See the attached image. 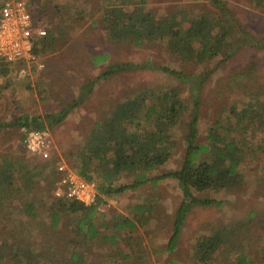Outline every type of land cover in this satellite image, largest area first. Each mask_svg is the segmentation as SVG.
Segmentation results:
<instances>
[{"label": "trees", "instance_id": "obj_1", "mask_svg": "<svg viewBox=\"0 0 264 264\" xmlns=\"http://www.w3.org/2000/svg\"><path fill=\"white\" fill-rule=\"evenodd\" d=\"M35 1L43 7L41 0H28L29 6L34 16L41 20L43 11H40ZM212 1L219 11L192 12L186 22L179 18V15L188 12L185 6L176 5L175 10L158 14L147 6L148 0L104 1L101 6L104 11L101 15L102 28L115 42L124 41L134 45L148 41L164 43L183 60L201 64L218 59L224 54L226 57L242 56L248 46H253L252 43L264 48V39L257 40L254 37L257 42L248 38L242 40L239 35L242 25L238 28L233 25L228 4L224 0ZM253 1L256 6L264 9V0ZM3 3L4 1L0 7ZM67 27L59 23L56 25L58 33L47 30V35L40 39L36 52L51 50L59 37L66 36L64 30ZM106 56H94L93 60L101 63L106 60ZM250 57L252 58L249 59ZM250 57L246 55V59L240 61L238 67H231L228 79L219 82L216 89L218 92H231L237 98L226 109L221 110L218 119L207 132V142L200 140L198 124L203 102L202 92L205 83L219 66L207 67L200 73H188L170 65H160L166 73L178 78L180 84L161 91L156 98L146 92H136L124 101H118L107 117H100L95 121L77 149L65 153L68 163L83 178L96 182L98 199L93 204H85L55 196L46 207L51 221L44 224L43 233H36L34 228L38 227L37 224L28 218L37 215L32 197L39 183L36 176L46 170L43 180L47 188H50L55 177L58 178L57 171L53 173V162L50 159L45 165H41L40 159L34 162L27 159L20 165V159L2 155L0 217L8 215L7 220L0 221L3 227V232L0 231V264H40V261L46 259V247L50 246L62 250V258L66 264H93L88 254L97 243L125 240L127 230L137 226V222L130 217L118 216L113 222L117 232L106 233L105 221L97 216L98 208L107 204L108 199L127 190L149 182L157 184L166 177L178 180L184 196L173 220V233L168 243L170 251L177 247L186 219L194 206L221 205L220 200L206 196L207 193H233L255 184L257 189H262L264 196V81L258 75L262 61L257 56ZM0 61V75L10 74L9 65L16 62ZM151 65L154 66L150 61L108 62L99 75L90 78L83 86L80 98L69 102L61 111L46 113L44 117L26 112L13 114L10 121L0 119V127H19L22 129L19 138L23 141V129L51 128L62 123L100 79ZM187 93L192 101V111H187L190 107ZM12 105L19 106V101L13 99ZM185 114H189L190 118L185 123L186 149L180 167L175 171L152 174L170 159L175 147L176 131L185 120ZM130 175L133 178L131 181H121ZM198 193H204V196H199ZM14 205L17 209H12ZM54 205L59 206L54 208ZM154 206L155 203H152L149 209ZM145 211V203L134 206L137 217L145 216ZM62 212L70 215L71 224L67 233L60 235L55 228L60 226ZM259 212H264V197L263 206L259 210L246 211L241 221L248 225H262L264 218L256 219ZM242 222L237 224L244 226ZM230 224L223 229L215 226L211 233L206 231L196 238L192 259L197 264H211L218 258L214 256L220 250L228 255L223 264H253L241 251L240 240L233 238V224ZM48 235L52 240L47 239ZM26 247L28 252L24 253ZM230 251L233 253L231 258ZM121 254L123 259H130L132 264H142L146 258L142 251Z\"/></svg>", "mask_w": 264, "mask_h": 264}, {"label": "rangeland", "instance_id": "obj_2", "mask_svg": "<svg viewBox=\"0 0 264 264\" xmlns=\"http://www.w3.org/2000/svg\"><path fill=\"white\" fill-rule=\"evenodd\" d=\"M3 1L5 0H0V5ZM104 1L113 0H41L43 7L35 1L40 11L41 9L43 11L40 20L42 25L49 32L58 33L56 25L62 23L68 26L64 30L67 34L59 37L51 50L40 51L38 62L10 63V74L0 75V119L6 122L17 113L26 112L44 117L46 113L61 111L69 102L80 98L83 86L90 78L99 75L108 62L150 61L154 65L100 79L94 89L69 112L62 123L50 128L56 142V149L50 160L53 162L54 174L59 162L63 160L68 163L65 153L77 149L95 121L100 117H107L118 101H124L136 92H146L152 98H156L155 96L161 91L180 84L178 78L166 73L159 67L160 65H170L188 73H200L207 67L219 66L205 83L202 92L203 102L200 106L198 122L202 142H207V132L218 119L221 110L226 109L237 98L234 93L216 90L220 81L228 79L231 67H238L240 61L246 59V55L257 56L262 61L258 75L264 81V48L258 44L252 43L254 47L248 46L242 56L226 57L224 54L218 59L201 64L183 60L171 52L164 43L148 41L145 44L134 45L124 41L115 42L102 28L101 15L104 11L101 6ZM224 2L231 10L233 25L237 28L242 25L239 31L242 40L264 39V9L256 6L253 0H224ZM176 5L187 8L188 12L179 15V18L185 22L192 12L219 11L212 0H148L147 3V6L158 14L173 11ZM244 29L248 31L244 32ZM254 37L256 39H253ZM104 54L107 55L105 61L94 62V56ZM41 64L43 65L40 66ZM186 97L190 105L187 111H192V101L188 93ZM13 99L19 101V106L12 105ZM189 118L190 115L185 114V120L178 126L175 147L170 159L166 164L156 168L152 174H163L180 167L186 149L185 123ZM21 131L19 127H0V158L2 155L18 158L20 165L27 159L32 162L40 159L41 165H45L47 160L29 152L23 146V141L19 138ZM254 164L256 165L255 162ZM257 167L259 168L258 164ZM45 174L46 170L45 173L41 172L36 176L39 183L32 197L37 215L28 218L29 221L37 224L38 227H35L34 231L38 234L43 233L44 224L51 221L46 207L55 199L54 186L57 178L55 177L50 188H47L43 180ZM132 179L130 175L122 178L121 181L128 182ZM261 191L262 189H257L255 184H251L233 193H207L206 196L220 200L221 205L194 206L186 219L177 247L170 251L168 243L173 233V220L184 197L178 180L166 177L157 184L150 182L143 184L108 199V203L102 204L97 213L99 219L105 221L106 233L117 232L113 222L118 216L130 217L137 222V226L127 230L125 240L118 239L116 243L112 241L97 243L88 255L93 264H132L130 259H123L121 254L130 251L134 254L139 251L145 253L146 258L142 264H197L192 259L193 243L196 238L203 232L211 233L215 226L223 229L231 223L233 238L239 239L242 243L241 251L253 261V264H264V224L249 223L248 225L241 221L246 211L259 210L263 206L264 196ZM198 195L204 196V193ZM140 203L147 204V211L143 213L145 216L137 217L134 206ZM152 203H155V206L150 210ZM58 206L54 205V208ZM12 209L17 208L14 205ZM262 214L264 215V212H259L256 219L264 218ZM7 215L8 213L1 215L0 221L7 220ZM70 218L69 214L61 213L60 226L55 228V231L59 232L56 233L60 235L67 233L71 224ZM238 222L240 224L242 222L244 226L237 224ZM0 231L3 232L1 223ZM103 236L102 234L101 237ZM47 239L52 240L50 235ZM92 245L94 246L93 243ZM232 251L229 252L230 258L233 255ZM23 252L27 253L28 247ZM45 253L46 259L40 261V264H66L62 258V250L58 247H46ZM226 256H228L226 252L218 251V255L214 256L218 258H215L211 264H223Z\"/></svg>", "mask_w": 264, "mask_h": 264}, {"label": "built area", "instance_id": "obj_3", "mask_svg": "<svg viewBox=\"0 0 264 264\" xmlns=\"http://www.w3.org/2000/svg\"><path fill=\"white\" fill-rule=\"evenodd\" d=\"M47 29L34 16L28 0H5L0 7V60L6 62H38L36 48ZM41 64L40 66H42ZM23 146L44 160L52 159L56 149L50 128L23 129ZM58 178L54 186L56 197L93 204L98 199L94 181L83 178L69 163L61 161L56 167Z\"/></svg>", "mask_w": 264, "mask_h": 264}]
</instances>
